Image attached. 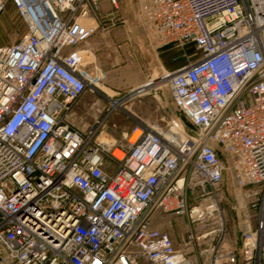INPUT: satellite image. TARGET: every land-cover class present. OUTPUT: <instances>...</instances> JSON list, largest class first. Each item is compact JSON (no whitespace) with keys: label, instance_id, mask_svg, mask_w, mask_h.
<instances>
[{"label":"built area","instance_id":"built-area-1","mask_svg":"<svg viewBox=\"0 0 264 264\" xmlns=\"http://www.w3.org/2000/svg\"><path fill=\"white\" fill-rule=\"evenodd\" d=\"M9 1L26 32L0 44V264H264V0H145L152 39L195 59L167 78L166 127L120 140L70 116L99 80L77 46L125 22L121 0ZM225 186L249 217L233 249ZM157 212L188 220L184 249Z\"/></svg>","mask_w":264,"mask_h":264},{"label":"rangeland","instance_id":"rangeland-1","mask_svg":"<svg viewBox=\"0 0 264 264\" xmlns=\"http://www.w3.org/2000/svg\"><path fill=\"white\" fill-rule=\"evenodd\" d=\"M3 1L6 7L0 17V44H11L25 34L26 27L11 2ZM144 1L127 0V5L122 8L125 22L104 31L110 32L111 36L109 44H105L97 56L100 63L97 66L98 84L95 89L87 86L75 102L70 116L75 126H95L97 120L100 124L98 130L103 131V136L120 140L136 126L161 130L166 127L169 117L177 113L167 78L170 73L194 61L195 57L175 46H159L152 39L141 11ZM125 76L128 81H123ZM158 76L163 79L155 85V90L137 92L141 84L155 81ZM150 77L151 80L147 81ZM148 88L151 87L146 86ZM194 193H190L189 201L198 205L201 200L195 198ZM236 196L231 187L225 186L219 202L224 227L222 245L227 249L238 247L237 239L249 219L246 208L236 200ZM158 220L170 231L174 246L184 249L182 238L189 229L188 220L184 217L179 220L165 213H159ZM211 222L210 217H205L193 223L192 227L200 232L210 228ZM207 242L199 243L197 248L208 245ZM187 251L191 258L196 257L194 247Z\"/></svg>","mask_w":264,"mask_h":264},{"label":"crops","instance_id":"crops-1","mask_svg":"<svg viewBox=\"0 0 264 264\" xmlns=\"http://www.w3.org/2000/svg\"><path fill=\"white\" fill-rule=\"evenodd\" d=\"M120 2H121V9L124 8L125 4L127 5V0H121ZM101 8L103 10H108L110 8V5H109V3L106 0H103L101 2ZM110 36H111L110 32L101 31V32H97L96 34H94L93 36L88 38L86 41L81 43L82 44L81 48L85 49V50H87V51H89L91 53V55H92L91 56L92 57L91 61H93L96 66H100V63H99V61L97 59V56H98L100 50L102 49V47L105 44H109ZM123 79H124L123 81H128L129 78L127 76H125ZM136 86H138V85H136ZM159 213H162V212H157L155 214V217H154V220H153V226L158 228V229H160V230H162V231H165L166 233L169 234L170 231L165 228L164 223H162L160 220H158ZM174 217H177L179 220H180V218H183V217H180V216H174ZM169 236H170V234H169Z\"/></svg>","mask_w":264,"mask_h":264},{"label":"bare ground","instance_id":"bare-ground-1","mask_svg":"<svg viewBox=\"0 0 264 264\" xmlns=\"http://www.w3.org/2000/svg\"><path fill=\"white\" fill-rule=\"evenodd\" d=\"M158 79H159V78H157L155 81H150V82H149V83L154 82V84H153V83H151V84H149V83H145V84H143V85H142L143 87H142L141 89L138 88L137 92H138V93H141V91L147 90V89H146V86L151 87V88L154 87V86L157 84V80H158ZM148 84H149V85H148ZM152 84H153V85H152ZM148 89H149V88H148ZM136 132H138V131H136ZM102 138L108 140V137H106V136H103V135H102Z\"/></svg>","mask_w":264,"mask_h":264}]
</instances>
